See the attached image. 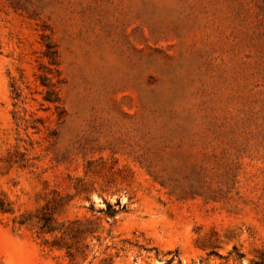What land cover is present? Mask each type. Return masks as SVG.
Masks as SVG:
<instances>
[{
  "label": "rangeland",
  "instance_id": "1",
  "mask_svg": "<svg viewBox=\"0 0 264 264\" xmlns=\"http://www.w3.org/2000/svg\"><path fill=\"white\" fill-rule=\"evenodd\" d=\"M0 264H264V0H0Z\"/></svg>",
  "mask_w": 264,
  "mask_h": 264
}]
</instances>
